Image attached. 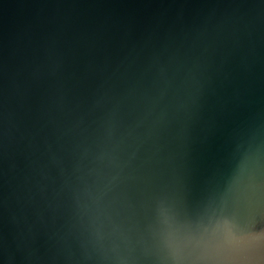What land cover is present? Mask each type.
Wrapping results in <instances>:
<instances>
[{
  "label": "water",
  "instance_id": "95a60500",
  "mask_svg": "<svg viewBox=\"0 0 264 264\" xmlns=\"http://www.w3.org/2000/svg\"><path fill=\"white\" fill-rule=\"evenodd\" d=\"M0 264H264V0H0Z\"/></svg>",
  "mask_w": 264,
  "mask_h": 264
}]
</instances>
